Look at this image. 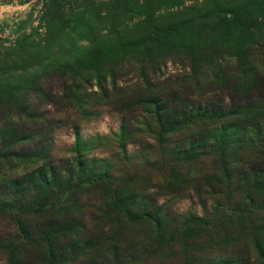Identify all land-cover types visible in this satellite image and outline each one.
<instances>
[{
    "label": "rangeland",
    "instance_id": "1",
    "mask_svg": "<svg viewBox=\"0 0 264 264\" xmlns=\"http://www.w3.org/2000/svg\"><path fill=\"white\" fill-rule=\"evenodd\" d=\"M108 2L0 0V264H264V191L247 193L264 180V92L222 82L243 57L264 72V1L131 0L127 12ZM215 7L253 19L238 58ZM149 19L218 34L199 48H128L111 69L103 35L141 38ZM235 109L244 123L212 132L221 123L208 113ZM45 153L78 187L61 207L42 182L14 180Z\"/></svg>",
    "mask_w": 264,
    "mask_h": 264
},
{
    "label": "trees",
    "instance_id": "2",
    "mask_svg": "<svg viewBox=\"0 0 264 264\" xmlns=\"http://www.w3.org/2000/svg\"><path fill=\"white\" fill-rule=\"evenodd\" d=\"M60 1L61 0H54L56 4L60 6ZM137 1V0H136ZM264 1V0H262ZM111 4V6L115 7V10L117 12L124 11L127 12L131 7V0H110L108 2ZM244 12V10H242ZM242 12L236 11L235 9L232 8H223V7H215L214 10L212 11L213 17H215L220 24L223 23L226 27V33L229 38V40L232 37H236L237 44L233 47V49H236L238 54H236V58H238V55H242L243 51H245V43L244 40L242 39V44L240 46V41L238 39L241 31L245 30L244 25H248L253 22V19H248L247 16L243 15ZM116 13V12H115ZM248 19V20H247ZM151 20V24L149 26H152L153 31L151 32H146L143 34V37H138L136 39H130L126 35L119 34L116 39H109L108 36L103 35L102 38L106 37V39H103L101 42L98 43V46L104 47L105 49V55L109 56L108 63L112 64L110 67H115V65L121 61L122 57L127 53V50H131L132 52H137V50H140L143 55H149L155 48L153 46H158L159 49L162 47L170 46L171 44H178L180 47H191V48H199L204 45H210L218 32L214 29L212 33L205 32L206 28L204 29L205 31L203 32V29H198L196 25L192 23L191 20L189 19H183L179 21H175L173 23L164 25L160 24L157 25V23L154 19H149ZM201 30V32H200ZM212 31V30H211ZM140 38V40H139ZM205 47V46H204ZM97 48V47H96ZM95 49V48H94ZM109 50V51H108ZM112 51V52H111ZM111 52V53H109ZM147 57V56H145ZM144 57V58H145ZM112 59V61H110ZM244 59V57H243ZM243 59H240V62H238V65L240 68L235 71L229 72L228 69L222 73V78H223V83L226 81V85L232 89V91L235 94H239L243 97L251 96L253 95L252 93L258 94L260 97V94L264 92V72L262 74H259V69L254 66L253 64H248L245 62H242ZM95 66L98 69L97 66L101 68L103 65L102 60L95 59ZM107 63V64H108ZM251 94V95H250ZM264 95V94H263ZM252 98V97H248ZM145 105L147 104L148 107L151 105L150 101H147L144 103ZM251 107V105H248V108ZM261 107V106H259ZM240 109V108H239ZM244 109V108H241ZM247 109V107H245ZM264 110V106L261 108ZM28 112L25 113L27 117V121L30 123H33L35 125L34 118L36 117L34 115V109L29 108L27 109ZM238 109H235L233 111H228L226 112H220V113H208L210 114L209 116H206V118H209L210 122L213 124H220V129H212V132L216 133H221L222 128L223 132L225 134H228L227 131H230L231 129L233 130L234 128L237 127L235 123H244L245 119L247 118L248 114L244 112H238ZM158 115V112H155ZM206 115V114H205ZM205 117V116H204ZM37 118V117H36ZM28 128V127H27ZM38 137V136H37ZM21 159V158H18ZM41 163H38L36 165V168H34L31 171L25 172L23 176H20L18 179H14L15 181L21 180L22 178L25 177H30L32 180H36L38 182H42L41 188L43 193L46 195H60V199L57 200V202L54 204H58L59 207H61L63 204L66 202H63L64 199L63 197H66L69 194H71L74 190H77V184H72L71 183V176L66 178V176L62 175L61 172H57L56 168L52 166V158L49 156V154L45 153L42 158H40ZM49 168L48 174L43 175V171L45 168ZM64 183H68L67 186L65 187ZM55 188L56 190H54ZM263 192L264 191V180L261 182H256L254 183L248 190L247 193L249 194L250 192ZM53 204V207H54ZM48 209L51 206H48L41 200V202L36 204V211L37 214L44 215L46 214L45 208ZM29 208V207H27ZM5 210V208H3ZM7 208L6 210H8ZM12 209L15 210V214H25L24 209L21 205L17 206L16 208L11 207ZM34 209V207H31L30 210ZM123 212L127 217H132L133 213L130 211L131 209L129 207H123ZM49 210V209H48ZM2 211V208L0 207V212ZM30 212V211H29ZM17 227L19 230L23 231L24 227L22 226V223L20 222L17 223ZM14 261V256L12 257L11 260H9V264Z\"/></svg>",
    "mask_w": 264,
    "mask_h": 264
}]
</instances>
